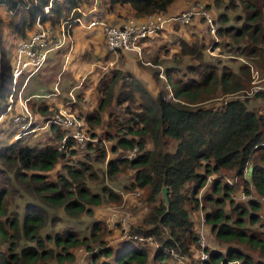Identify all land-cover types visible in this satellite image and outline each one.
Here are the masks:
<instances>
[{"label": "trees", "instance_id": "1", "mask_svg": "<svg viewBox=\"0 0 264 264\" xmlns=\"http://www.w3.org/2000/svg\"><path fill=\"white\" fill-rule=\"evenodd\" d=\"M100 1L92 18L103 19L107 14L138 20L155 14L168 18L186 10L170 14L177 0ZM47 3L0 0V29L7 27L15 38L24 40L39 16L56 25L77 8L92 9L90 0H63L55 2L50 13L44 15ZM125 7L129 11L123 16ZM206 8L219 12L216 34L222 43L215 46L222 47V53L234 55L229 58L233 65L223 56L214 57L211 51L208 56L205 41L176 31L186 24L175 22L172 28L182 32L177 40L180 52L163 56L160 62L153 59L159 62L156 66L167 65L165 77H161V69L152 73L162 85L161 91L154 92L132 72L116 68L108 79L106 72L99 76L98 88L105 96L97 107L86 115L71 107L85 121L87 130V126H101L104 114L111 118L114 126L106 135L115 141L112 152L137 148L132 159L107 160L101 142L89 141L82 151L73 139L69 140L72 149L66 157L58 147L65 131L53 124L43 128L57 108L50 110L34 98L28 101L34 123L16 138L21 131L14 122L21 110L17 95L26 76L18 81L14 92L12 59L0 35V126L3 130L11 128L10 141L0 147V264H74L76 249H90L96 241L103 244L104 225L100 221L93 222L89 237H82L75 229L56 230L64 218L52 213L63 209L79 220L84 215L93 216L94 208L106 201L119 202L121 195L105 181L117 183V177L126 171L133 172V179L123 189L139 188L149 194L150 211L131 234L158 243L153 264H175L173 254L194 255L199 237L192 214L198 211L205 214V224L214 238L226 245V252L209 249L208 264H264L263 206L255 200L235 202V187L223 180L225 174L238 177L264 196V115L249 108L247 97L224 103L226 96L251 88L252 65L264 73V0H209ZM2 10L17 19L5 21ZM80 15L75 12V16ZM194 18L205 20L211 31L204 16ZM11 95L15 102L10 111ZM254 97L264 101V91ZM110 106L118 110L109 111ZM37 135L40 138L33 141ZM91 135L96 138L97 134ZM173 141H177L174 152L170 151ZM150 143L152 148L148 147ZM61 163L56 178L51 179L50 173ZM101 164L105 165L102 172ZM213 175L217 177L208 183ZM94 185L100 186V191L94 190ZM164 187L168 188V204ZM91 260V264H150V251L139 241L124 240L117 249L102 245Z\"/></svg>", "mask_w": 264, "mask_h": 264}, {"label": "rangeland", "instance_id": "2", "mask_svg": "<svg viewBox=\"0 0 264 264\" xmlns=\"http://www.w3.org/2000/svg\"><path fill=\"white\" fill-rule=\"evenodd\" d=\"M97 1H98V6H100L101 1L100 0H97ZM207 1H209V0H190L189 4L201 3L206 7ZM90 3H91V0H90ZM189 4H188V6H189ZM188 6H187V8H188ZM206 10L208 11L211 18L213 19L215 27H217L216 20H217V14L219 12H217L215 8L214 9L206 8ZM1 12L3 14L5 21L17 19V17L14 15L9 16V15L5 14L4 10H2ZM194 17H195L194 19H196L198 16H194ZM130 18H134V17H130ZM125 19H129V17H127ZM168 26L173 27L172 25H168ZM177 29L178 30H176V29L175 30L176 31H182L183 33H185V35H188L190 37V39H194L195 41H203L204 40L205 43L208 45L206 47V51H205L207 55H208V53H210V51H214V54H213L214 57H221L222 58V56H223L224 61L226 63H228L230 65L234 64L233 61H231L229 59L230 57L231 58L234 57V55H228L226 53H222L223 48L219 47V46L218 47L215 46L220 41L222 43V39L219 38L217 36V34L214 35V34L210 33L211 32L210 28H209V26L205 20L198 18L196 20H193L190 24H186L184 26L177 27ZM173 30H174V28H173ZM0 35H2L3 42L6 46V48L9 50V53H10L9 56L13 61V59L15 57V47H16L19 39L15 38L11 34L10 30L7 27H3L2 29H0ZM178 37L179 36H177L176 40L174 39L171 42L172 44L169 48H165V49L162 48L161 50H159L158 54L155 56L147 55L145 58L141 59V61L138 63V65L140 67L144 68L147 72H150V74L153 73L154 69H157V70L161 69L160 70L161 77H165V70H166L167 65H160L161 67L158 66L159 67L158 68L155 65V63H159L161 60L165 59V58H163V56L167 57L169 55L171 57L174 53L180 52V47L177 43ZM105 49H106V47H105ZM176 49H178V50L175 51ZM106 51H108V50H106ZM121 54L122 53H119L118 55L114 54V53H108L109 58L105 59V61H103V62L102 61H95L94 64H105L107 61L108 62L111 61V64L113 65V66H109L106 70H101V72L98 68H96L97 66H95V68H94L96 70L95 76H97V79H99L100 74L103 75V73H105V72L107 73V74H105L106 75L105 78L106 79L110 78L113 74L112 71L116 68L122 70L123 73L132 71L129 67H127L126 63L123 61L124 57H123V54L122 55ZM57 55H58V53H54L51 55V58L54 56H57ZM154 58L158 59L159 62H154V60H153ZM245 62L249 63L248 61H245ZM252 67L259 72L258 74H259L260 78L264 77V73L262 71H260L257 67H255L253 65H252ZM64 70H66V72L60 74V76L54 75V80L59 79V78L64 79L66 77V75L70 72L69 68L65 67V66H64ZM42 71H44V70H42ZM87 77H88V80H87L86 86H91V79L92 78L89 77V75ZM252 80H253V78L251 75L250 87H253L251 85ZM153 81H154V87H156L158 84V91H161L162 85L160 83H157L154 79H153ZM121 83H122V80H121ZM167 88H168V91H170L169 86ZM250 89L251 88H249V90ZM118 91H119V84L116 87V93ZM170 94L172 95V93H170ZM98 96H100V99L98 101V104H99L102 96H105L104 92L100 90ZM238 96H239V98H246V97H241L240 93H238ZM247 98H249V100H248L249 108L255 109L258 112H260L262 115H264V101L262 99H257L254 96H250ZM98 104H97V106H98ZM125 105L127 106L128 103H126ZM110 107L111 108L109 111L114 109L113 106H110ZM135 108H136V110H139V109H137L138 107L136 106V104H135ZM114 110L117 111L118 109L115 108ZM82 115H86V114H82ZM104 117H105V114L103 115V122H102L101 126L95 128V129L87 126L89 132L90 133L96 132L97 135H95V136H96V138L99 139L98 142L99 143L101 142V145H103L105 147V149L107 150V160L114 158V157L126 158V156L128 155V153H130V151L123 152V151L119 150L115 154L112 152V147L115 144V141L109 140L107 138L106 132L109 131V129L114 126L112 123L113 120H111V118H108V117L104 118ZM3 129H5V128H3V126H0V147L10 141L9 136L11 134V128L6 129V130H3ZM40 136L41 135L35 136L33 138V141L35 139L36 140L39 139ZM176 146H177V141H173L172 146L170 147V151L174 152L176 150ZM148 147L152 148V144L150 143L148 145ZM61 168H62V163L59 165L57 171H53L50 173V175H49L50 178L51 179L56 178V173L59 172V170ZM99 169H100V172H102L103 169H105V165L101 164L99 166ZM132 176H133V172H130V171H126L123 174H120L117 177L119 185H118V182L114 183L111 180L106 179L105 184H107L108 186L113 188L115 191H117L121 195V200L119 202H114V201L104 202L101 206L94 208V215L93 216L84 215V216H81V218L79 220H75V219H72L71 217H69L63 209H59L56 212L52 213L54 215H58V216L64 218V220L56 226V230L75 229L79 232L80 236H82V237L83 236L84 237L90 236L91 227H92V224L94 221H96V220L100 221L104 225L103 226L104 230L101 233L102 239L100 240L103 242V244L96 241V242L91 243L90 249H87L86 246L76 249L75 250L76 260H75L74 264H91L92 255L95 254L101 248L102 245L109 247V248L111 247V248L117 249L119 247L120 243L124 241V236L128 233H131L134 228L140 226L144 217L149 213L151 204L149 203V194H148L147 190L138 188V189H135L133 191H126L123 189V186L125 184H129L132 181V179H133ZM224 176L225 177L223 180L225 182L230 180L232 183H234L233 186L235 187V192L232 194V197H233V200L235 202L247 203L248 201L255 200V201L259 202L263 206V209H264V196L260 195L251 183L246 186L245 183H243V181L240 180V178H235L233 176H229L228 174H225ZM93 189L96 191H100V186L94 185ZM247 191L249 193H247ZM163 197H164V195H163ZM262 214L264 215V210H263ZM192 219L195 221V228H196L197 233H199L201 230L204 231V234L206 237L205 244H206L207 249L224 250L223 252H226V250H225L226 245H224V244L222 245L221 243H219L214 238V235H212L209 225L205 224V222H202V220L205 219L204 213L201 214V212L198 211L196 214H192ZM141 243L145 244L149 248L150 264H153L151 262L152 258H153V252H155V249L158 247V243L156 241H154L153 238H147ZM201 249L202 248L199 247V244H198L197 248L194 250V255L192 257H185L186 263H188V264H199L200 263ZM252 254L254 255V253H252ZM103 259H104V257H103ZM173 259H174L173 262L175 264H179V261L175 256L173 257ZM111 260L112 259L110 258V261Z\"/></svg>", "mask_w": 264, "mask_h": 264}, {"label": "built area", "instance_id": "3", "mask_svg": "<svg viewBox=\"0 0 264 264\" xmlns=\"http://www.w3.org/2000/svg\"><path fill=\"white\" fill-rule=\"evenodd\" d=\"M63 0H48V3L44 7V15H48L53 8L55 2H62ZM97 3V0H95ZM98 11L94 6L88 12L92 14ZM75 12H79L80 16H75ZM82 15L85 13L82 9H75L70 17L61 19L56 25H52L50 21H44L43 16H39L34 30L27 39L19 40L15 47V57L12 61L13 65V90L16 91L18 81L25 77V81L18 92V102L20 105V113L16 115L14 122L21 127L20 133L16 135V138L22 136L28 132L30 126L34 123V114L27 104V99L24 97V89L28 81L36 74L41 72L46 66L47 62L51 58V55L60 51L66 46L68 40L72 38V31L76 24H82ZM204 16L211 27V33L216 34V27L210 14L206 10V7L201 3L189 4L188 8L180 15L174 17H165L162 14H155L146 17L143 20L136 18L126 19L122 24L114 25L100 20L97 17L92 18L90 22L91 27H101L105 38L106 49L110 53L119 54L124 52L136 51L142 52V44L147 40L153 38L158 32L163 31L169 24L175 22L179 24H187L194 16ZM214 54V51H211ZM69 60V59H67ZM252 74V86L251 91L247 90L241 93V97L255 96L260 91H264V77H259V72L251 66ZM250 91V92H249ZM14 96H10V104L8 110H12L14 107ZM239 98L238 94H230L225 97L224 103H227L229 99ZM57 125L65 131L63 138L59 141V150L63 151L66 157L70 154L69 140L73 139L76 143V147L85 151L87 142H98V138H92L91 133L87 130L85 121L66 104L60 106L54 115L49 118L44 127L49 125ZM138 149L134 148L128 153L126 158L132 159L137 155ZM248 169L245 170L247 174ZM217 175L209 176L208 183H211ZM238 178V177H235ZM237 181V180H236ZM233 185L230 180L227 181ZM203 216V215H202ZM205 222V219L202 220ZM200 252V263L208 264L210 261V251L206 248L205 234L201 230L198 233ZM145 239L139 235H133L128 233L124 236V240H136L143 242ZM179 261V264H188L185 261V257H179L177 254H173ZM220 264H224L221 262ZM230 264H239V262H231Z\"/></svg>", "mask_w": 264, "mask_h": 264}, {"label": "crops", "instance_id": "4", "mask_svg": "<svg viewBox=\"0 0 264 264\" xmlns=\"http://www.w3.org/2000/svg\"><path fill=\"white\" fill-rule=\"evenodd\" d=\"M189 1L177 0L171 8L170 14L175 15L184 11ZM94 3L98 9V1L96 3L95 0H91V7L93 8ZM82 11L85 13V15H82L83 23L75 25L72 31V38L68 40L66 46L56 52L58 53L57 56L49 59L43 68L44 71L28 81L27 88L24 90L27 94L24 96L25 98L27 97V104L29 99L33 98L39 104H46L50 110L58 109L60 106L68 104L79 114H86L97 106L100 99V96H98L100 91L98 88L99 79L95 76L96 70L94 68L97 66L96 68L101 72V70H106L109 66L113 65L111 61H107L105 64H94L95 61L103 62L105 59H108V51L105 49V38L101 27H91L89 25L92 20V15L88 14L90 9L85 7ZM125 11H129V8L125 7L122 9L121 13L123 16H126ZM128 17L130 18L132 16ZM100 20L118 25L122 24L126 19L118 15L107 14ZM180 35L181 33L174 31L171 26H167L163 31L158 32L153 38L142 44L141 53L136 51L122 53L124 57L123 61L138 79L143 81L149 88H152L154 92H157L158 84L154 87L152 74L140 67L138 63L147 55H157L163 46L169 48L172 44L171 42L174 39L176 40L177 36ZM64 66L68 67L70 72L64 79L59 78L54 80V75L60 76V74L66 72ZM87 74L92 78L91 86H86L88 80L86 78L88 76ZM83 82L85 83L84 85ZM30 109L34 114L33 109ZM200 212L203 214L202 211Z\"/></svg>", "mask_w": 264, "mask_h": 264}, {"label": "water", "instance_id": "5", "mask_svg": "<svg viewBox=\"0 0 264 264\" xmlns=\"http://www.w3.org/2000/svg\"><path fill=\"white\" fill-rule=\"evenodd\" d=\"M163 195H164V199H165L166 204H168L169 198H168V188L167 187L163 188Z\"/></svg>", "mask_w": 264, "mask_h": 264}]
</instances>
